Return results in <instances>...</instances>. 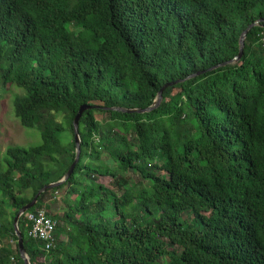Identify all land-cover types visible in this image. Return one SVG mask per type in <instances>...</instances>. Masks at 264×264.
<instances>
[{
	"label": "trees",
	"instance_id": "1",
	"mask_svg": "<svg viewBox=\"0 0 264 264\" xmlns=\"http://www.w3.org/2000/svg\"><path fill=\"white\" fill-rule=\"evenodd\" d=\"M13 87L43 144L0 157V264H24L15 219L74 164L84 105L75 174L20 220L31 264H264V0H0Z\"/></svg>",
	"mask_w": 264,
	"mask_h": 264
},
{
	"label": "water",
	"instance_id": "2",
	"mask_svg": "<svg viewBox=\"0 0 264 264\" xmlns=\"http://www.w3.org/2000/svg\"><path fill=\"white\" fill-rule=\"evenodd\" d=\"M262 23V20L257 21L255 24L251 25L241 36L240 39V54L239 56H237V58H235L234 60L230 61V64H237L239 63V61L241 60L243 54H244V49H245V45H246V40H247V36L248 33L250 32V30L256 26H259ZM176 85H170L167 88H165L160 96L158 101L156 102L155 106L144 111V110H125V109H115L112 110L113 112H118V113H122V114H128V115H147V114H153L154 112L158 111L161 106L163 105L164 102V95L166 93V91L171 88V87H175ZM97 107H92V106H88V105H84L81 109L79 114L77 115V117L74 120V129H75V144H76V159L74 164L71 166V168L69 169V171L66 173V175L63 177L62 180L56 182V183H52L50 185L45 186L36 196V198L34 199L33 202H31L30 204H28L27 206H25L24 208H22L20 210V212L18 213L16 219H15V234L17 237V246H19V252L21 255V258L23 259L24 264H31V260L30 257L26 251L25 248V241L23 240L22 234L19 231L18 227H19V223L20 220L23 216H25L31 209H33L34 207H36L40 197L46 193L49 190L52 189H56L61 187L62 185H64L65 183H68L69 180L71 179V177L75 174L76 168L77 166L80 164V160H81V155H82V139H81V135H80V122L81 119L84 115L85 112L93 110Z\"/></svg>",
	"mask_w": 264,
	"mask_h": 264
},
{
	"label": "rangeland",
	"instance_id": "3",
	"mask_svg": "<svg viewBox=\"0 0 264 264\" xmlns=\"http://www.w3.org/2000/svg\"><path fill=\"white\" fill-rule=\"evenodd\" d=\"M2 92L0 101V157L5 160L10 148L30 149L42 145L43 140L38 128H24L19 119L16 118L14 101L16 95L24 92L15 87L7 90L3 88ZM63 137L64 142H66L70 140L71 135L65 134ZM100 184L109 188L111 180L102 179Z\"/></svg>",
	"mask_w": 264,
	"mask_h": 264
},
{
	"label": "built area",
	"instance_id": "4",
	"mask_svg": "<svg viewBox=\"0 0 264 264\" xmlns=\"http://www.w3.org/2000/svg\"><path fill=\"white\" fill-rule=\"evenodd\" d=\"M49 202H53V200ZM27 217L31 224L30 231L28 232L29 237L44 243L45 251L51 252L54 249V235L58 228L57 222L48 218L45 210H38L36 213L28 214ZM1 249L2 244L0 242V250Z\"/></svg>",
	"mask_w": 264,
	"mask_h": 264
}]
</instances>
